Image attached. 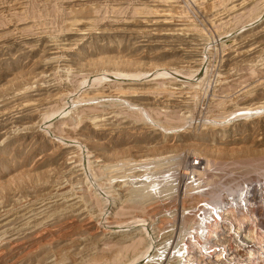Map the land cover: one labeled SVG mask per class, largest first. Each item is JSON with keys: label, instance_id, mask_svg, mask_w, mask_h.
I'll return each mask as SVG.
<instances>
[{"label": "rangeland", "instance_id": "rangeland-1", "mask_svg": "<svg viewBox=\"0 0 264 264\" xmlns=\"http://www.w3.org/2000/svg\"><path fill=\"white\" fill-rule=\"evenodd\" d=\"M250 185L264 0H0V264H264Z\"/></svg>", "mask_w": 264, "mask_h": 264}, {"label": "built area", "instance_id": "built-area-1", "mask_svg": "<svg viewBox=\"0 0 264 264\" xmlns=\"http://www.w3.org/2000/svg\"><path fill=\"white\" fill-rule=\"evenodd\" d=\"M193 166L199 168L200 167V163L199 162H195L193 164ZM259 191H263L264 192V185L261 186V187H259V186L256 187V186L250 185L249 188H246V189H244V191L241 192V194L237 198L238 202H234L236 205L239 206V208L243 212L242 213L243 215H245V213L247 214V212L249 214H251L252 212H257V209L252 206V203L255 202V197H256V195L258 194ZM240 201H241V203H240ZM217 210L218 211L220 210L218 206H214V207H204V206H202V208H200L198 210L199 211V218H198L199 231L200 230L201 231L207 230L209 228L211 219H212V222H216V223L218 221H222V222L226 221V219L225 220H222L221 218L218 217V211ZM205 212L211 214V217H208V219L204 223V222L201 221V219H202L201 217L204 216V213ZM260 225H262V223H260ZM249 243H251L252 245L254 244L253 242H249ZM239 244L241 246L248 245L247 243L242 242V241H239ZM254 252L255 251H253V250L248 251L247 252V255L243 258L242 261L245 262V263H247V264L253 262L256 259V257H255L256 254ZM216 253H219V254L222 253V257H220L219 259L216 258V256H215ZM215 255H214L213 258H215L216 261H222V260L233 261L234 260L232 258H228L226 255L224 256V251H222V250L215 251ZM263 258H264V256H263ZM263 262H264V260H263Z\"/></svg>", "mask_w": 264, "mask_h": 264}, {"label": "bare ground", "instance_id": "bare-ground-1", "mask_svg": "<svg viewBox=\"0 0 264 264\" xmlns=\"http://www.w3.org/2000/svg\"><path fill=\"white\" fill-rule=\"evenodd\" d=\"M57 57V56H56ZM55 57V58H56ZM50 62V61H49ZM107 63V62H106ZM136 93V92H135ZM258 107V106H257ZM257 110V109H256ZM248 111L250 112V109H248ZM251 111H252V109H251ZM254 112H255V109L253 110ZM252 115H253V113H252ZM25 129V128H24ZM194 147V146H193ZM133 163V162H132ZM130 164V163H129ZM139 165V164H138ZM136 169V168H135ZM187 173V172H186ZM199 174V173H198ZM197 174V175H198ZM183 175V174H182ZM62 187V186H61ZM191 191V190H190ZM235 192V191H234ZM61 196V195H60ZM215 197V196H214ZM70 201H72V200H70ZM69 201V204L67 205V208L68 209H70L71 210V212H76L77 211V204L76 203H74L73 201V203L72 202H70ZM76 202V201H75ZM66 203H67V201H66ZM212 203V202H211ZM219 203V202H218ZM48 206V205H47ZM210 207V206H209ZM230 208V207H229ZM224 210V209H223ZM68 211V210H67ZM225 211V210H224ZM226 211H228V210H226ZM220 212H222V211H220ZM229 212V211H228ZM233 212V211H232ZM79 213V212H78ZM19 214V213H18ZM21 214V213H20ZM67 214V213H66ZM206 214V213H205ZM208 214V213H207ZM219 214V213H218ZM75 215V214H74ZM209 215H211V214H209ZM64 216V215H63ZM226 216V215H225ZM210 217V216H209ZM202 218H204V217H202ZM224 218V217H223ZM204 219H206V218H204ZM225 219V218H224ZM207 220V219H206ZM10 221V220H9ZM8 221H5V223H7ZM89 222V221H88ZM9 223V222H8ZM11 224V223H10ZM4 226H6V225H4ZM35 227V226H34ZM11 228H14V227H12L11 226ZM11 228H7V229H5L3 232L6 234V235H9V238H11L10 239V241H15L17 238H16V236H19V234H17V233H15V230L14 229H11ZM26 228V227H25ZM212 229V228H211ZM2 231V230H1ZM17 232V231H16ZM21 232V231H20ZM137 232V231H136ZM3 233V234H4ZM28 233V232H27ZM21 234V233H20ZM185 234V233H184ZM3 236V235H2ZM19 237H21V236H19ZM27 240V239H26ZM19 241V240H18ZM17 241V242H18ZM191 241V240H190ZM23 242V241H22ZM15 245V244H14ZM217 247V246H216ZM147 250V249H146ZM151 250V249H150ZM180 250V249H179ZM144 253H146V252H144ZM162 253V252H161ZM229 253V252H228ZM146 256V255H145ZM219 256V255H218ZM140 258V257H139ZM183 258V257H182ZM145 259V258H144ZM143 259V260H144ZM181 259V258H180ZM190 259V258H189ZM141 260H142V258H141ZM151 260V259H150ZM147 261V260H146ZM139 262V261H138ZM188 264V263H187ZM189 264H192V263H189Z\"/></svg>", "mask_w": 264, "mask_h": 264}]
</instances>
